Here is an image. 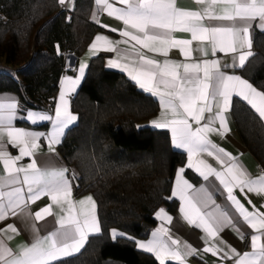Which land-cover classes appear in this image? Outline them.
Listing matches in <instances>:
<instances>
[{"label": "snow or ice", "instance_id": "1", "mask_svg": "<svg viewBox=\"0 0 264 264\" xmlns=\"http://www.w3.org/2000/svg\"><path fill=\"white\" fill-rule=\"evenodd\" d=\"M117 2L125 7L118 8L109 0H95L107 15L123 22L125 26L123 30H110L118 31L125 39L114 42L104 35H99L96 37L97 42L91 45L93 55L100 50L118 51L115 44L134 41L148 52L165 58L171 49H178L186 61H191L193 54L191 45L194 41L200 42L201 45L210 44L213 56L217 51L225 54L235 53L245 46L250 49L249 33L254 23L264 30V0H196L197 4L207 5L203 11L178 8L175 0H117ZM59 3L64 4L65 0H59ZM217 5H220L219 11L215 10ZM205 18L234 23L205 26L202 23ZM176 32L190 33V38H176L173 35ZM198 50L203 55L208 54L204 47H199ZM249 55L250 51L239 55L240 67H243ZM133 65L122 64L114 59L108 60L109 67L120 68L141 89L160 98L164 117L154 122V126L171 130L175 146L185 149L188 154L187 168L194 169L204 181H208L210 177L219 181L226 192V199L236 213V216H229L227 213L218 215L214 211H202L201 206L207 208L210 204L215 205L212 194L206 188H201L195 196L190 195L193 186L183 177L185 169L179 170L180 174L175 181L176 188L172 195L183 202L184 206L180 211L184 219L206 234L201 238L205 246L199 251L220 256L222 260L231 259L232 264H264V211L257 210L251 199H247V204L252 207V210H249V207L234 194V190L238 189L246 198L248 193L264 195V176L259 180L249 179L234 157L209 138L211 134L223 136L229 131L226 113L230 110L233 96L247 102L258 117L264 120V91L257 90L240 76L225 74L220 69V61L215 59L184 63L164 59L161 62L144 55L140 49H135ZM86 67V64H81L78 69L81 78ZM79 83V79L65 77V90L60 93L59 106L55 109L54 117L35 111H27L26 114L18 116L17 101L0 103V126L6 122L10 142L13 146L20 145L19 155L15 157L0 150V160L3 161L4 170L9 177L7 183H20V174H23V184L27 185L28 192L27 199L22 188H16L7 194V206L0 205V222L23 212L28 201L35 202L42 196L50 197L52 203L35 213L36 221L53 215L52 205L60 206L62 210L65 204L68 205L67 216L62 215L58 218L59 230L43 238L37 236L35 242L21 252L14 253L0 241V264H53L54 261L79 252L86 242L87 235L100 231L94 212L95 202L91 197L79 201L83 220L73 213L76 205L70 200L72 185L65 175L67 169L42 171L37 167L34 158L27 165L17 166V162L23 157H34L42 138L47 139L49 150H53L54 145L60 142L64 130L76 121L77 117L69 110L66 95L74 91ZM5 109L7 114H4ZM205 113L210 114L207 120ZM16 119H26L32 124L53 121V130L47 136L36 131H25L13 126ZM217 123L219 127H216ZM193 124L196 126L193 127ZM202 153L214 158L220 167H214L204 159H195ZM156 218L161 221V227L152 232L151 240L147 242L133 240L140 250L153 254L159 264H165L166 259L184 264L186 255L197 253L198 249L191 245H185L183 251L180 250V241L172 239L169 229L165 226V223L171 224L173 218L164 209L159 210ZM237 218L253 230L254 234L250 236L253 249L251 253L241 254L220 236L225 228L229 230L234 228L240 240L246 239L245 233L236 222ZM9 230L17 233V228L13 224L0 226V234ZM111 236L114 240L133 239L117 231H113ZM163 237H167L171 244L177 247H170Z\"/></svg>", "mask_w": 264, "mask_h": 264}, {"label": "trees", "instance_id": "2", "mask_svg": "<svg viewBox=\"0 0 264 264\" xmlns=\"http://www.w3.org/2000/svg\"><path fill=\"white\" fill-rule=\"evenodd\" d=\"M93 5L94 0H74L68 18L59 0H0V93L17 95L21 113L45 109L57 96L67 54L80 57L101 30L90 18ZM237 72L264 91V33H256L254 54ZM72 111L79 123L68 130L59 152L77 171L76 195L95 197L101 233L78 255L53 264H159L133 240L150 235L160 208L177 211L171 194L186 155L173 148L168 131L149 125L159 111L157 100L123 73L107 70L98 56L72 99ZM231 118L264 170V121L239 98ZM186 174L199 183L195 174ZM113 231L133 239L114 240Z\"/></svg>", "mask_w": 264, "mask_h": 264}, {"label": "crops", "instance_id": "3", "mask_svg": "<svg viewBox=\"0 0 264 264\" xmlns=\"http://www.w3.org/2000/svg\"><path fill=\"white\" fill-rule=\"evenodd\" d=\"M109 2L113 3L118 8L125 7L124 5L119 4L117 0H109ZM175 3L178 8H181L184 10L203 11V9L207 6L206 4H197L196 0H175ZM60 5H61L62 10H67V11L72 12L74 9V0H65V3L60 4ZM219 9H220V5H217L215 10L219 11ZM100 13L101 15L99 16ZM90 18L93 23H95L97 26L101 28V30L95 35L90 45L86 49V51L80 57H76L74 54H67L66 64H65V73L63 74L60 80L59 93L57 94V96L52 100V103H50L45 109L28 110V111H35V112H43L45 114L52 115L54 117L55 109L59 106L58 101H59L60 93L65 90V84H64L65 77H72L73 79H79L80 83L76 86L74 91L67 93L66 99L68 100L69 110L74 116L77 117L76 121L73 124L69 125V127L64 130V134L60 138V142L54 145L53 150H49L47 139L42 138L39 141L40 147L35 151L34 157H23L21 160L17 162V166L27 165L34 158L36 160L37 167L40 168L42 171L46 170L48 172H52V171H56L59 169H67L65 175L69 178L71 185H72L70 200L76 205V207L73 209V213L75 215H78L81 220H83V216L80 214L81 209H80L79 201L84 200L88 197H91L95 202L94 212H95V216L99 223L100 231L88 234L86 242L83 245V247L79 250V252L75 253L72 256L62 258L61 260L78 255L86 247L90 237L96 236L101 233V225H100L99 216H98V205H97V201L95 197L90 193L84 194L81 196L76 195L75 184L78 178L77 171L73 168H70L67 165L66 161L63 159L62 155L59 152V146L61 145L68 130L75 127L79 123V116L72 111V99L79 91L83 80L87 76L91 60L98 56L104 57V66L107 70L123 73L132 82H134L140 90L151 95L155 100H157L159 104V111L157 115L149 121V125L159 130L168 131L171 136L173 148L176 151L182 152L186 155L185 165L178 168L175 174L172 194L176 188L175 181L180 174L179 170L181 168H184L185 172L183 173V177L193 186V189L190 191L189 194L195 196L196 193L201 188H206L207 191L212 194V198L215 201V205L210 204L207 208H204L203 206H201L202 211H205V212L214 211L218 215L221 213H227L229 216H236V213L233 207L231 206L230 202L226 199V192L223 189L222 185L219 184V181H217L214 177H210L208 181H204L203 178L200 177L199 174L195 172L194 169L187 168L188 154L185 149L177 148L175 146V141H174L171 130L168 128H157L154 126V122L159 121L164 117V108L162 104L160 103V98L158 96H154L150 92H147L141 89L139 85L135 81H133L128 76V74L122 71L120 68L109 67L108 60L114 59V60H118L122 64H128L129 66H134L133 61L135 59V49H140V51L144 55H147L151 58H155L161 62L164 59H168V60L176 61L180 63L193 62L196 60H214L215 59V60L220 61V69L222 72H224L227 75H237V76H240L242 79H245L237 72V70L243 68L247 64L251 56L254 54L255 35L257 32L264 33V30H261L259 27L255 26V23H254L249 33L250 39H251L250 49L245 46L243 48L238 49V51L235 53L230 52V53L225 54V53H221L217 51L216 54L213 56L211 53L210 44L205 43L201 45L200 42L194 41L193 44L191 45V48L193 49L191 61H186L184 57L182 56V53L178 49H171L168 57L165 58L159 54L148 52L147 49H143L139 45H136L134 41H129L128 43L115 44V47L118 49V51L107 52V51L100 50L95 55H93L91 52V45L97 42L96 41L97 36L104 35L114 42L123 41L125 38L121 37L118 34V31L123 30L125 26L121 20H118L113 16L107 15L106 11L101 6L95 3V0H94V5H93ZM202 23L205 26H210V25H228L234 22L215 21V20H208L207 18H205L202 21ZM101 25H106L108 27H101ZM110 29H116L118 31H111ZM173 35L174 37L180 38V39L190 38V33L176 32V33H173ZM199 47L206 48L208 50V54L203 55L198 50ZM249 51L251 52V55L247 57L243 67H240L239 62H238L239 55L242 53H247ZM81 64L87 65L82 78L80 77V74L78 71ZM235 98H239V97H236V96L232 97L230 110L229 112L226 113L227 126H228L229 131L223 136L217 135V134H211L209 138L212 140L213 143L217 144L219 147H222L234 157L235 162L240 166V168H242V170L246 173L249 179L259 180L262 176H264V170L261 167L260 163L257 161V159L251 154V152L242 143L238 135V132L234 126L233 120L231 118V109H232L233 100ZM11 101H17L18 103V108H17L18 116L21 114H26L27 111L25 113H21L19 110V98L17 95L13 93H9V92L0 93V103H7ZM4 114H7L6 109L4 110ZM209 118H210V114L205 113V120ZM53 123H54L53 121H45V122H38L37 124H32L30 121L26 119H16L13 123V126L15 128L23 129L25 131L40 132L47 136V135H50L53 130ZM202 123H204V121H202ZM26 124H28L29 126H27ZM44 125H47V128H40L41 126H44ZM195 126L196 125L193 124V127ZM216 127H219L218 123L216 124ZM0 133H2V135H0V150L6 151L9 155L13 157L18 156L20 145L13 146L12 143L10 142V138L7 136L6 122L3 126H0ZM195 159H204L208 163L212 164L214 167H217V168L220 167V165L216 162V160L212 157H208L206 153H202L199 157H196ZM187 171H190L193 174H195L200 179L199 183L197 184L194 183L187 176L186 174ZM22 175L23 174H20V177H21L20 183H17V184L7 183L9 179L8 173L4 170L3 161L0 160V205L5 206V207L7 206V203H8L7 194L10 192H13L16 188H22L23 195L25 199H27L28 197L27 185L23 184ZM172 194H171V198L176 200L178 203L177 211L175 213H171L165 207L160 208V209H164L173 218L171 224L165 223V226L169 229V235H171L172 239H176L180 241L181 251H183L185 245H191L198 249L196 254L186 255L184 264H232L231 259L222 260L220 256H213L211 253H204L202 251H199L205 246L201 238L204 237L206 234L203 233L201 229H198L194 227L193 225H190L184 219V215L180 211V209L184 206L183 202L180 201L178 198L174 197ZM234 194L242 202L245 203L246 207H249V210H252V207L251 205L247 204V199H251L252 203L257 206V210L264 211V195L258 196L255 193H248L247 198H246L245 195L242 194L238 189L234 190ZM51 203L52 202L50 200V197L48 196H42L40 199H38L35 202L28 201L23 212H18L17 215L9 216L5 221L0 222V226L6 225V224H13L17 228V233H12L9 230V231H6L0 234V241H3L9 248L13 250L14 253H19L25 247L31 246V244L35 242V239L37 236L43 238L49 235L50 233L59 230L60 226L57 221L60 216L62 215L65 217L67 216V209H68L67 204L63 206V210L61 209L60 206L52 205L53 215L46 216L45 219L40 220V221L35 220V213L39 211L40 209H42L43 207L50 205ZM159 210L157 211V213L159 212ZM236 222L239 223L241 230L245 233L246 239H244L243 241L240 240L234 228L231 230L225 228L220 233V236H222L228 242V244H230L232 247H235L238 251H240L241 254H243L244 252L251 253L253 249L251 248V244H250V236L254 234L253 230L249 229L246 225L240 222L238 218ZM160 227H161V221L157 219V225L155 226L152 232L156 231ZM152 232L146 239H136V240L141 241V242H147L152 239V235H151ZM162 239H164L165 242H167L170 245V247L172 248L177 247L176 245H172L171 241L168 240L167 237H163ZM217 246H221V245H217ZM136 248L140 250L137 244H136ZM61 260H58V261H61ZM58 261H54L53 263L58 262ZM169 263L177 264L176 261L166 259L165 264H169Z\"/></svg>", "mask_w": 264, "mask_h": 264}, {"label": "built area", "instance_id": "4", "mask_svg": "<svg viewBox=\"0 0 264 264\" xmlns=\"http://www.w3.org/2000/svg\"><path fill=\"white\" fill-rule=\"evenodd\" d=\"M65 11H67V10H65ZM101 15V13L99 14V16ZM71 17V12L70 11H68V18H70ZM4 67L0 64V70L1 69H3Z\"/></svg>", "mask_w": 264, "mask_h": 264}, {"label": "rangeland", "instance_id": "5", "mask_svg": "<svg viewBox=\"0 0 264 264\" xmlns=\"http://www.w3.org/2000/svg\"><path fill=\"white\" fill-rule=\"evenodd\" d=\"M2 65V64H1Z\"/></svg>", "mask_w": 264, "mask_h": 264}]
</instances>
